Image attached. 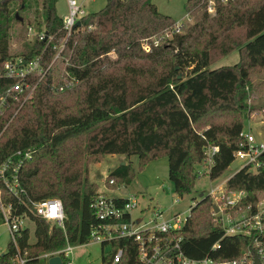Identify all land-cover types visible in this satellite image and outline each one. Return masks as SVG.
<instances>
[{
	"label": "trees",
	"instance_id": "obj_1",
	"mask_svg": "<svg viewBox=\"0 0 264 264\" xmlns=\"http://www.w3.org/2000/svg\"><path fill=\"white\" fill-rule=\"evenodd\" d=\"M57 1L0 0V166L9 158L16 163L23 155H16L18 150L31 153L18 170L19 196L2 182L0 190L2 201L26 212L34 226L33 243L29 227L17 236L20 253L26 251L29 259L26 264H39L41 253L61 248L66 239L87 243L91 228L99 224L91 208L99 190L88 180L86 163L122 154L136 156L141 168L166 155L169 180L182 198L193 190L194 164L215 145L208 175L219 177L242 147L250 75L264 69V0H216L212 16L196 12L202 0H186L185 10L196 12V20L185 33L169 37L164 33L175 21L152 0H106L101 9L82 16L69 34ZM28 7L32 20L26 32L30 27L34 35L19 53H12L11 31ZM239 30L242 37L236 35ZM146 39L149 51L142 47ZM235 50L234 64L210 68L215 58ZM17 56L24 63L39 56L49 67L42 79L32 76L35 88L24 102L7 91L16 78L5 75L4 64ZM65 84L77 86L60 97L55 91ZM258 161L255 172L243 167L223 186L225 192L245 191L241 206L264 198V152ZM134 172L132 162H124L106 182L113 179L109 185L119 187L130 183ZM45 198L61 200L66 234L28 210L30 200ZM212 204L210 195H202L175 235L182 237L181 247L190 257L234 259L252 241L242 234L224 235L214 222ZM216 242L219 246L211 249ZM112 245L123 251L118 264H141L131 238L119 237ZM16 254L9 242L0 264H17ZM110 259L103 255L102 264Z\"/></svg>",
	"mask_w": 264,
	"mask_h": 264
},
{
	"label": "built area",
	"instance_id": "obj_2",
	"mask_svg": "<svg viewBox=\"0 0 264 264\" xmlns=\"http://www.w3.org/2000/svg\"><path fill=\"white\" fill-rule=\"evenodd\" d=\"M67 1V13L62 17V27L66 34H69L74 28V24L87 12L82 4L76 0ZM205 10L215 14L216 0H205ZM226 3L228 0H220ZM188 13V12H187ZM190 13L186 21H190ZM184 23L175 22L172 28L164 33V37H169L173 33H180ZM32 29L28 28V33ZM41 37V35H40ZM154 45L159 44L158 39L153 40ZM144 51H149L147 39L142 45ZM41 63L39 56L31 61L24 63L21 56L7 61L4 64L5 75L16 78V82L8 88V92H13L17 99L18 95L22 101H26L35 88L33 77L42 79L48 71ZM68 84L58 86V90H63ZM2 110L0 108V115ZM240 136L243 138L242 147L237 149L233 154V160H238L241 164L239 169L251 166L250 169H256L259 165L258 157L264 152V143L258 141L250 132L242 131ZM218 150L215 145L206 149L205 161L209 167L212 164V155ZM23 153L22 157L16 162L11 163L7 159L0 166V182L15 197L19 196L21 187L18 179V170L23 160L30 158L29 151L16 152V155ZM238 169V170H239ZM113 179L109 180V184ZM224 185H219L212 189L207 195H210L217 211L212 208L215 224L221 229L224 235L242 234L249 236L252 241L251 248L242 251V253L230 260H215L208 254L196 258L186 255L181 247L182 237L175 235L186 221V217L181 218L180 214H175L172 218L165 220L159 209L153 210L150 218L141 225L131 222L130 209L136 206L134 199L123 197H110L104 192L98 191L91 208L99 224L92 227L88 241L92 240L102 246V256L110 255V264H118L122 257V249H113V241L119 237H129L137 247V256L141 264H255L257 257L260 264H264V198L258 200L255 204L241 206L240 202L246 196L244 190L225 192ZM213 206V204H212ZM28 210L36 217H39L51 226L60 227L65 233L64 218L65 213L63 204L59 198H45L41 200H30ZM190 211V206H189ZM0 213L3 221L8 225L10 242L17 249L15 262L17 264H26L29 260L25 255L26 251L21 254L18 248L17 236L20 230L29 227L32 224L26 212L19 213L17 207L12 204H5L1 199L0 190ZM149 223V226H144ZM30 228V227H29ZM88 243V242H87ZM86 244V243H85ZM81 244L71 243L66 239L64 246L58 249L41 253L38 258L41 259L39 264H48L49 258L59 256L62 264H77L70 259L71 252ZM106 245L111 246L110 251H104ZM219 246L218 242L214 243L211 249ZM1 252V250H0ZM91 264V263H85Z\"/></svg>",
	"mask_w": 264,
	"mask_h": 264
},
{
	"label": "rangeland",
	"instance_id": "obj_3",
	"mask_svg": "<svg viewBox=\"0 0 264 264\" xmlns=\"http://www.w3.org/2000/svg\"><path fill=\"white\" fill-rule=\"evenodd\" d=\"M78 4H82L86 12H93L101 9L106 0H76ZM157 6L159 12L169 15L177 23H184V27L180 33H185L190 25H192L196 18L195 13L205 10V0H202L201 6H198L195 13L190 14V21H186L188 13L184 8L186 0H152ZM58 14L62 17L66 14L67 7L65 0H58L56 5ZM206 11V10H205ZM32 7H28L21 12L24 17L20 24H16L11 31L10 51L12 53H19L23 49V44L26 40H30L33 31L27 33L28 21L32 20ZM207 12V11H206ZM208 15L213 14L207 12ZM242 37V30L236 34ZM60 49V47H59ZM59 49L57 50V57L59 56ZM176 52V50H174ZM173 51V52H174ZM55 55V56H56ZM238 60V51H232L228 55L219 56L214 59L210 68H216L223 65L234 64ZM191 68V67H189ZM186 69L185 71H187ZM180 72V71H179ZM180 74V73H179ZM178 74V75H179ZM251 92L247 99L249 106L247 112L244 114L243 131L250 132L258 141L264 143V69L252 71L250 75ZM77 85L73 84L64 90L55 91L60 97L65 96L66 90H72ZM64 93V94H63ZM260 106V109L254 107ZM122 160V161H120ZM132 162L134 168V176L130 183L123 184L119 187H113L106 182V177L122 162ZM84 162V161H83ZM86 163V161H85ZM87 164V175L90 182H94L100 192L106 193L110 197H123L134 199L136 206L129 210L131 214V222L136 225H141L146 222L153 210L159 209L162 212V217L167 220L172 218L175 214H180L181 218L189 215V206L193 205L201 198V194H207L212 189L219 185H224L226 180L234 174L240 167L238 160H233L231 164L223 171V173L211 180L208 175V162L203 159L199 163L194 164V173L196 180L193 190L190 194L184 195L182 198L178 197L174 192L173 185L168 177V161L166 155H161L154 160L149 161L144 166L139 168L138 158L136 156L126 157L122 154H108L102 156L97 162H89ZM255 172V169H251ZM214 204V202H213ZM30 242L35 241L33 233L34 226L29 224ZM144 226H149V223ZM10 242V234L8 225L5 222L0 223V250L4 252ZM111 246L106 245L104 251H110ZM102 246L92 240L86 244L78 245L70 254V259L77 264H102Z\"/></svg>",
	"mask_w": 264,
	"mask_h": 264
},
{
	"label": "water",
	"instance_id": "obj_4",
	"mask_svg": "<svg viewBox=\"0 0 264 264\" xmlns=\"http://www.w3.org/2000/svg\"><path fill=\"white\" fill-rule=\"evenodd\" d=\"M79 25H80V21L77 20L75 22L73 28L78 27ZM180 77H181V75L179 74L178 78H180ZM122 164H124V162H122ZM200 196H202V194ZM212 208H213L214 211H217V207H216L215 204H213ZM48 264H62V261H61L59 256H53V257L49 258ZM255 264H260V262H259L257 257L255 258Z\"/></svg>",
	"mask_w": 264,
	"mask_h": 264
},
{
	"label": "crops",
	"instance_id": "obj_5",
	"mask_svg": "<svg viewBox=\"0 0 264 264\" xmlns=\"http://www.w3.org/2000/svg\"><path fill=\"white\" fill-rule=\"evenodd\" d=\"M66 1V0H65ZM56 5H57V3H56ZM66 7H67V1H66ZM58 13V12H57ZM66 13H67V11H66ZM64 16V15H63ZM62 16V17H63ZM120 161H122V160H120ZM3 252H0V254H2Z\"/></svg>",
	"mask_w": 264,
	"mask_h": 264
}]
</instances>
